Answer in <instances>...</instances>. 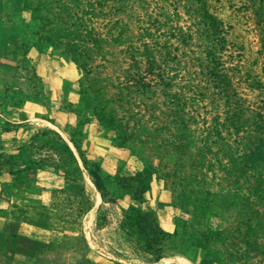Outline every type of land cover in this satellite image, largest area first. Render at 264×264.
Here are the masks:
<instances>
[{
    "label": "trees",
    "instance_id": "1",
    "mask_svg": "<svg viewBox=\"0 0 264 264\" xmlns=\"http://www.w3.org/2000/svg\"><path fill=\"white\" fill-rule=\"evenodd\" d=\"M187 2L64 0L47 19L49 45L57 41L74 59L77 92L91 105V121L83 113L80 127L85 133L96 125L109 129L136 166L132 173H116L117 194L102 201L117 208V217L99 205L93 227L101 245L138 262L173 250V234L162 229L149 205L151 185L158 183L173 208L188 211L187 241L203 252L200 264H264V0H245L251 25L237 32L218 13L220 0ZM22 5L32 15L40 3ZM36 35L33 45L15 36L2 49V58L15 63V75L35 94L42 81L25 55L41 41ZM0 89L4 100L14 99L6 85ZM61 131L100 197L99 168L82 150L85 133ZM53 141L60 138L46 128L3 123L0 174L17 177L18 188L34 184L51 155H32L52 150ZM58 148V158H72L66 145ZM48 190L49 209L63 219L93 206L82 187L81 197L62 187ZM176 256L182 255L163 254L153 264Z\"/></svg>",
    "mask_w": 264,
    "mask_h": 264
},
{
    "label": "rangeland",
    "instance_id": "2",
    "mask_svg": "<svg viewBox=\"0 0 264 264\" xmlns=\"http://www.w3.org/2000/svg\"><path fill=\"white\" fill-rule=\"evenodd\" d=\"M22 1L32 7L36 1L40 3L36 12L32 14V18L36 21L37 28H41L40 31L35 32V35L40 33L41 41L37 42L33 49L28 50L25 59L31 67V71L41 79L42 86L35 94L26 82L16 76L18 80H16L15 88L6 85L8 89L10 88V92L15 94L14 99L3 100L0 103H7L9 108L25 111L27 118H24L22 122H8L9 124L29 126L31 129L46 128L60 138V142H52L50 148L52 150L39 149L32 155L35 159L43 154L51 155V160L43 165L42 172L37 175L36 182L30 189L38 191L41 185L47 186L48 189L62 187L81 197L80 188L82 187L93 199L92 188L86 181L88 179L83 178L82 170L84 168L68 136L61 131L68 129L77 133L81 130L82 133H85V125L82 127L80 125L83 113H86L91 121V105L84 96L77 92L79 74L74 59L57 41L53 40L52 42L50 39L51 44L49 45V41L46 39L52 29L48 17H51L50 14L56 11L54 8L57 5H62L64 0ZM186 1L189 4L192 0H181L180 6L182 7V2L186 3ZM217 9L223 19L234 27V31L249 29L251 23L247 21L249 13L246 10L245 0H220V6H217ZM55 24L60 28L63 27L57 20ZM19 37H24V34H20ZM18 58L19 55L16 54L15 59ZM49 66L53 68L55 79L50 83L47 79ZM97 73V71H93L92 75L95 76ZM50 137L53 136L50 135ZM61 144L69 148L72 158L64 153L58 158L55 151H59L58 146ZM82 150L89 161L96 163L100 171L101 182L97 187L100 191V198L96 206L92 207L93 210L91 208L87 213L78 217L75 214L73 220L61 218L60 211H51L48 206L49 211L46 210L44 226L34 229L19 226L17 223L9 227V223L5 222L2 227L4 231L0 234V264H120L119 260L129 264H153L163 254L169 252L182 256L163 259L161 264H200L203 252L199 250L195 252L187 241L188 211L173 208L169 192L158 183L151 185L150 205L159 212L158 217L162 225L172 227L173 250H164L156 259L148 258L146 262H138L123 250H118V254H115L111 248H105V244L101 245L93 227L97 207L101 205L102 213L112 215L114 219L117 217V208L108 203L102 204V201L107 194H117L112 183L116 173L119 171L132 173L136 170V166L133 165L126 151L117 148V140L109 132V129L100 125H96L93 131H88L83 135ZM89 179L93 184L90 176ZM101 189L105 192H102ZM47 193L49 199V190ZM90 216H92V220H90ZM92 231L93 234H91ZM83 232L93 248L84 242Z\"/></svg>",
    "mask_w": 264,
    "mask_h": 264
},
{
    "label": "crops",
    "instance_id": "3",
    "mask_svg": "<svg viewBox=\"0 0 264 264\" xmlns=\"http://www.w3.org/2000/svg\"><path fill=\"white\" fill-rule=\"evenodd\" d=\"M36 28V21L32 18L31 12L23 8L21 0H0V87L2 84H5L9 85L10 88H15L17 85L16 80H18L13 69L15 63L2 58V49L8 47L13 41V38L15 36L19 37L20 34H24L29 44L33 45L37 40V35H35ZM31 49H33V47H31ZM47 70V79L50 83L55 80L54 71L50 66ZM19 79L25 82L24 79ZM3 100V94L0 89V102ZM24 112L25 111L20 109L9 108V104L7 103H0V127L3 123H8V121H4L1 116L11 121L10 123L22 122L24 118H27ZM21 179L22 176L19 180ZM16 181L17 177L15 176H9L5 173L0 174V191L4 199L0 202V234L4 231L2 227L5 222L9 223V227L17 223L19 226L31 229L44 226L46 222V210L49 211L48 187L41 185L38 191L35 189L31 190L30 188L34 184L24 182L23 186L18 188L14 186ZM86 181L92 188L93 206H96L100 197L94 192V187L90 181ZM150 201L151 199L149 200V205ZM155 213L162 229L168 233H172V227L169 228L162 225L158 217L159 212L155 210ZM89 218L92 220V216ZM83 234L88 242L87 245L93 248L84 232ZM194 251L196 252L197 250L194 249Z\"/></svg>",
    "mask_w": 264,
    "mask_h": 264
},
{
    "label": "water",
    "instance_id": "4",
    "mask_svg": "<svg viewBox=\"0 0 264 264\" xmlns=\"http://www.w3.org/2000/svg\"><path fill=\"white\" fill-rule=\"evenodd\" d=\"M92 201V198L91 197H89V202L88 203H90Z\"/></svg>",
    "mask_w": 264,
    "mask_h": 264
},
{
    "label": "bare ground",
    "instance_id": "5",
    "mask_svg": "<svg viewBox=\"0 0 264 264\" xmlns=\"http://www.w3.org/2000/svg\"><path fill=\"white\" fill-rule=\"evenodd\" d=\"M89 216V215H88Z\"/></svg>",
    "mask_w": 264,
    "mask_h": 264
}]
</instances>
